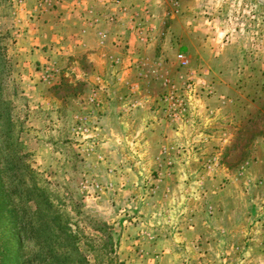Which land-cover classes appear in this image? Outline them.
<instances>
[{"label":"rangeland","instance_id":"rangeland-1","mask_svg":"<svg viewBox=\"0 0 264 264\" xmlns=\"http://www.w3.org/2000/svg\"><path fill=\"white\" fill-rule=\"evenodd\" d=\"M156 3L155 36L117 33L94 63L61 7L0 0V249L17 264H264V0ZM37 205L75 246L35 235Z\"/></svg>","mask_w":264,"mask_h":264},{"label":"crops","instance_id":"crops-1","mask_svg":"<svg viewBox=\"0 0 264 264\" xmlns=\"http://www.w3.org/2000/svg\"><path fill=\"white\" fill-rule=\"evenodd\" d=\"M159 1L43 0L38 2L40 6L42 4L41 15H44V11L46 13L50 12L54 5L58 8L61 7L60 10L57 9V12L66 25L68 16L72 15L73 23L79 24L75 38L76 48L80 51L92 53L91 57H94L95 63V59L105 60L109 57L108 53L112 54L110 52L115 47L113 46V42L118 38L116 36L117 33L121 35V40L126 39L127 41L128 39L129 42H133L134 34L129 28H133L137 36H143L145 28L150 27L152 35L155 36L160 26L158 14H155V10L157 9L156 2ZM24 2L26 4L25 15L26 13L31 15L37 7H40L38 5L34 6L35 0H24ZM140 38L142 39V37ZM100 52L103 55H100ZM47 53L48 51L45 52V54Z\"/></svg>","mask_w":264,"mask_h":264},{"label":"trees","instance_id":"trees-1","mask_svg":"<svg viewBox=\"0 0 264 264\" xmlns=\"http://www.w3.org/2000/svg\"><path fill=\"white\" fill-rule=\"evenodd\" d=\"M2 191V186H0V205H6L7 203V199H8V195L6 193H1ZM46 205V212H43V214L45 216H47L48 213L52 212V209H54V211L56 210L55 208H52V204H50V202H45L44 203V207ZM1 207V206H0ZM10 207V206H8ZM6 207L5 209L11 213V215L14 216L13 218V224H18L19 222L21 223L22 226H26L27 224V219L24 218V214L23 215H19L17 212L14 213L13 208H8ZM24 210V209H23ZM25 211V210H24ZM39 212H40V206L37 205V211H36V217L32 218V222L29 223L28 225L32 224L34 226V232L35 235L37 236H43V235H48L47 236V241L48 240H56L57 242V233H55L56 229L61 228V232L59 233L65 240L64 242L67 244L69 243V245L71 246L72 244L75 246V242L77 240V236L75 234H72L71 232L67 231L66 226H61L59 224L60 219L58 216H51L47 222H45L46 220H44V218L39 217ZM53 213V212H52ZM18 215V216H17ZM50 216V215H48ZM58 218V219H57ZM52 220V222H51ZM4 221V218H3ZM56 226V227H54ZM21 228V226L19 225V229ZM19 236V233L17 231L16 227H13V239L17 238ZM59 237V236H58ZM59 243V241L57 242ZM15 244H18V242H15ZM61 244H63V242L61 241ZM19 253V248L17 247V249H12L9 248L8 250H6L5 248L0 249V264H17L18 261H21L20 257L17 258V255L21 256V254ZM77 256H80V253L77 254Z\"/></svg>","mask_w":264,"mask_h":264},{"label":"built area","instance_id":"built-area-1","mask_svg":"<svg viewBox=\"0 0 264 264\" xmlns=\"http://www.w3.org/2000/svg\"><path fill=\"white\" fill-rule=\"evenodd\" d=\"M178 58L181 60V62H182L183 64H186V63H187V60L185 59V57H184L182 54H179V55H178Z\"/></svg>","mask_w":264,"mask_h":264}]
</instances>
